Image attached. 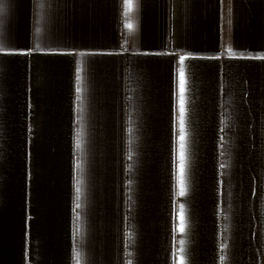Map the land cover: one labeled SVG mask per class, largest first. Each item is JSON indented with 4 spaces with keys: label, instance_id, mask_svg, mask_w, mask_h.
Listing matches in <instances>:
<instances>
[{
    "label": "crops",
    "instance_id": "0c3cea01",
    "mask_svg": "<svg viewBox=\"0 0 264 264\" xmlns=\"http://www.w3.org/2000/svg\"><path fill=\"white\" fill-rule=\"evenodd\" d=\"M76 252L264 264V0H0V264Z\"/></svg>",
    "mask_w": 264,
    "mask_h": 264
},
{
    "label": "snow or ice",
    "instance_id": "6c2138e0",
    "mask_svg": "<svg viewBox=\"0 0 264 264\" xmlns=\"http://www.w3.org/2000/svg\"><path fill=\"white\" fill-rule=\"evenodd\" d=\"M137 3V0H124L125 4V15L127 16L129 13L133 11L134 5ZM125 27L131 31L134 30V25L131 22L126 23ZM229 52H231V49H229ZM186 57L180 56L179 57V69H178V93H179V99H178V111H179V136H178V142H179V149H178V165H177V177H178V187H179V195L184 196L185 195V161H186V154H185V91H186V75H185V67H184V61ZM80 69H77V72H79ZM80 77L77 75V80H79ZM79 91V89H77ZM77 192H79V188H77ZM77 207L79 205L77 204ZM179 218V225H178V231L180 233H184L186 229L185 224V211L184 206H180V210L178 213ZM184 241H181V244H183ZM80 253L76 252L75 256V264H81L80 261ZM129 264H131V261H129ZM179 264H185V259L183 256L180 257Z\"/></svg>",
    "mask_w": 264,
    "mask_h": 264
}]
</instances>
